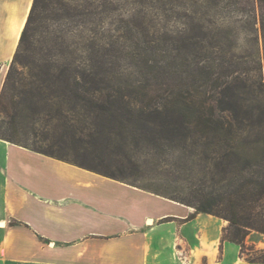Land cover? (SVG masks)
<instances>
[{
  "label": "trees",
  "instance_id": "trees-1",
  "mask_svg": "<svg viewBox=\"0 0 264 264\" xmlns=\"http://www.w3.org/2000/svg\"><path fill=\"white\" fill-rule=\"evenodd\" d=\"M122 1L33 0L0 93V139L69 162L60 152L64 150L65 138L69 146L85 149L100 143V133H112L114 122L121 125L120 132L126 125L136 124L149 126L157 136L154 139L173 137L191 155L202 157L207 181L185 196L153 193L193 208L194 213L185 222L197 214L226 221L222 243L237 244L243 255L249 249L246 239L251 233L264 235V106H258L260 119L255 120L256 110L246 106L247 99L237 86L215 92L211 100L201 96L198 101L191 96L177 102L183 109L176 110L175 118L169 116L168 99L155 104L147 102L138 111L143 117L138 120L129 101L120 105L106 103L98 87L103 80L98 72L91 71L96 65L86 66L77 59L129 50L132 55L181 58L175 67L187 73L233 76L259 72L264 70V63L257 57L259 41L254 34L260 21L264 45V0H204L206 4L200 9L195 7L196 0H127L126 4L137 7L128 16L123 12ZM207 4L216 8L224 4L222 8L244 16L237 17L234 26L220 24ZM158 17L167 21L190 18L192 23L174 31L168 24L155 23ZM239 30L246 35L243 40L237 36ZM121 40L130 45L120 46ZM171 65L159 69L168 70ZM212 82L209 78V84ZM72 99L74 104L67 107ZM142 99L150 101L151 96L145 92ZM70 111L84 115L80 121L60 124L66 132L58 140L57 149L27 146L17 138L18 131L35 130L44 118L53 115L61 119ZM71 164L116 179L96 171L97 166L86 161Z\"/></svg>",
  "mask_w": 264,
  "mask_h": 264
},
{
  "label": "crops",
  "instance_id": "crops-1",
  "mask_svg": "<svg viewBox=\"0 0 264 264\" xmlns=\"http://www.w3.org/2000/svg\"><path fill=\"white\" fill-rule=\"evenodd\" d=\"M32 3L0 0L1 68L11 61ZM192 213L0 139L2 264H264L245 260L237 244L222 243L220 219L197 214L185 222ZM148 219L156 225L148 227ZM251 235L247 247L264 249V242L248 241Z\"/></svg>",
  "mask_w": 264,
  "mask_h": 264
},
{
  "label": "rangeland",
  "instance_id": "rangeland-1",
  "mask_svg": "<svg viewBox=\"0 0 264 264\" xmlns=\"http://www.w3.org/2000/svg\"><path fill=\"white\" fill-rule=\"evenodd\" d=\"M185 1L188 2L190 0ZM196 1V9H200L201 5L205 6L206 4L204 0ZM122 2L124 3L122 7L123 12L126 14L125 16H128L129 11L132 12V9L137 8L132 4H126L127 0ZM129 2L132 1L130 0ZM207 7H209L211 15L217 16L215 20L220 24L234 26V20L237 17L244 16L241 13L231 12L228 9L222 8L224 4L218 6V8L221 7L220 9L212 4H207ZM255 13L256 15L259 14L258 10H255ZM154 21L160 25L168 24L171 27L170 30L173 29L174 31L180 30L183 24L192 23L190 18L184 17H175L169 21L158 17ZM236 25L240 27L239 24ZM255 29L254 35L258 37L259 41L257 57L264 63L263 32L260 21H258ZM237 33L240 40H243L246 36L240 30ZM176 36L178 35L176 34ZM123 45L129 46L130 43L129 41L121 40L120 46ZM18 46L19 42L7 69L1 68L5 65L6 60H0V93ZM241 52L242 50H238V53ZM129 54V50H123L109 55L84 56L77 60L84 62L86 66L91 63L96 65V68L91 71L98 72L99 77L103 80V83L98 85V87L102 90L106 103L124 104L122 102L129 101L136 111L135 115L138 120L143 119V117L138 115V111L140 112V108H145L148 104L147 102L155 104L154 102H159L161 99H168L169 116L170 118H175L178 114L176 110L183 109L182 106L177 105V102H182L185 98H190L191 96L195 97L198 101H200L201 96L211 100L215 98V92H220L228 87L230 90H234V87L237 86H240L243 96L247 99L246 106L252 110H256L254 119H260L258 106H264V70L240 75L235 74L233 76L219 72L211 75L199 72L187 73L175 67L181 58L147 55L145 53L141 55ZM168 64H172L171 66L173 67H169L168 70L159 69L161 66ZM89 68L87 67L88 72ZM236 77L238 79L234 80ZM209 78L213 80L210 84ZM89 79H92V75L89 76ZM190 91H192V95H190ZM145 92L151 96L150 101L142 99ZM74 102L75 100L73 99L68 101L70 105H67V107L73 105ZM83 115V112L70 111L65 112L61 119L53 115L46 117L35 127V130L24 128L18 131L17 138L27 146L57 149L59 147L58 140L66 132L60 124L63 121H80ZM155 116L153 115V117ZM158 120L161 119L158 118ZM120 126V124L114 122L112 125L114 131L112 133L108 131L100 133L103 136L99 141L100 143L92 144L85 149L69 146L65 138L64 150L60 152L65 154L64 159L69 161L68 163L86 161L92 166H97L96 171L109 176L114 175L116 179L108 178L153 195H156L153 192L159 191L161 193H173L185 196L190 190L199 188L202 183L207 181L203 173L204 164L201 162L202 157L197 154L191 155V151L183 149L181 142L175 138L172 137L173 139L171 138L170 140L154 139L157 136L151 132L149 126L126 125V129L121 130V132ZM219 222L222 228L228 225L224 220ZM153 225L156 224L152 223L147 226ZM251 234L248 239L249 242H264V236L256 232ZM247 248H249L248 251L246 250L243 255L245 260L252 263H264V249H261V247L257 249L250 245Z\"/></svg>",
  "mask_w": 264,
  "mask_h": 264
},
{
  "label": "bare ground",
  "instance_id": "bare-ground-1",
  "mask_svg": "<svg viewBox=\"0 0 264 264\" xmlns=\"http://www.w3.org/2000/svg\"><path fill=\"white\" fill-rule=\"evenodd\" d=\"M152 223H153V222H152V220H151V219H148V220H147V224H149V225H150V224H152Z\"/></svg>",
  "mask_w": 264,
  "mask_h": 264
},
{
  "label": "water",
  "instance_id": "water-1",
  "mask_svg": "<svg viewBox=\"0 0 264 264\" xmlns=\"http://www.w3.org/2000/svg\"><path fill=\"white\" fill-rule=\"evenodd\" d=\"M226 222V221H225Z\"/></svg>",
  "mask_w": 264,
  "mask_h": 264
}]
</instances>
